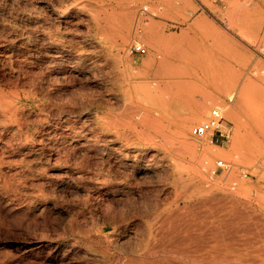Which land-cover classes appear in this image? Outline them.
I'll return each mask as SVG.
<instances>
[{
  "label": "rangeland",
  "instance_id": "obj_1",
  "mask_svg": "<svg viewBox=\"0 0 264 264\" xmlns=\"http://www.w3.org/2000/svg\"><path fill=\"white\" fill-rule=\"evenodd\" d=\"M0 97V264H264V0H0Z\"/></svg>",
  "mask_w": 264,
  "mask_h": 264
},
{
  "label": "bare ground",
  "instance_id": "obj_2",
  "mask_svg": "<svg viewBox=\"0 0 264 264\" xmlns=\"http://www.w3.org/2000/svg\"><path fill=\"white\" fill-rule=\"evenodd\" d=\"M107 25V24H106ZM100 27V26H99ZM106 27V26H105ZM113 29H114V27H113ZM116 30V29H115ZM119 31V30H118ZM121 31V30H120ZM111 36V35H110ZM110 39H111V37H110ZM160 62V61H159ZM78 65V64H77ZM158 65V64H157ZM165 66H166V64H165ZM178 67V66H177ZM73 68V67H72ZM92 68H94V67H92ZM168 69H170L169 67H168ZM70 72L72 73V75L74 76V77H79L80 75H91V74H93L92 73V70H91V68H88V67H85V66H76L75 68H73L72 70H70ZM113 72V71H112ZM117 74V73H116ZM178 73H176V72H174L172 75H173V78H171L167 83H166V86H164V88H163V91L165 92V93H167L168 95H167V99H166V103H169V104H171V105H179L182 101H183V98H184V92L186 91V89H185V86L183 85V83H182V80L183 79H181V78H178V76H176ZM94 75V74H93ZM115 76V75H114ZM118 76V75H117ZM115 78H116V76H115ZM1 98V97H0ZM204 101H205V103L206 104H214L215 102H216V98L215 97H213V96H208V97H206L205 99H204ZM16 107V106H15ZM27 111V110H26ZM11 112V111H10ZM17 112V111H16ZM200 113V112H199ZM201 114V113H200ZM15 115V114H14ZM13 116V115H12ZM17 117V116H16ZM32 117V116H31ZM35 117V116H34ZM1 118V117H0ZM12 119H13V117H12ZM3 120V119H2ZM15 120H17V119H15L14 118V121ZM20 122V121H19ZM111 122V121H110ZM159 121H158V119H155V118H152L151 116H146L145 117V119L142 121V124H141V126L139 127V128H137L136 130H134V134H133V140L131 139V138H129V137H127V138H125L124 139V142L122 143V146L123 147H125L126 149H128L127 147H130V146H133L136 150H135V152L137 153V154H139V155H141V156H143L144 154H143V152L144 151H146L147 149H145L144 147L145 146H147V145H150V144H153V145H155L156 143H153L154 142V139L156 138V137H159V136H165V135H163V133L162 132H156L155 134H157V136H154L153 135V132H154V130H155V128H156V125H157V123H158ZM169 124H166V125H164V130L165 131H171V127H172V121H167ZM8 126V125H7ZM19 127V126H18ZM2 128V127H1ZM11 128V127H10ZM14 128V127H13ZM18 129V128H17ZM16 130V129H15ZM6 131H7V129H6ZM179 130H177V132H178ZM16 132H19V131H16ZM176 132V133H177ZM179 133H181V132H179ZM30 136V135H29ZM126 137V136H125ZM163 139V138H162ZM169 143V146H170V142H168ZM157 144H159V143H157ZM163 147V146H162ZM163 148H165V147H163ZM115 150V149H114ZM149 150V149H148ZM166 151V150H165ZM111 153V152H110ZM135 153V154H136ZM134 154V152L132 153V155ZM153 154V153H152ZM131 155V156H132ZM105 156V155H104ZM111 156V155H110ZM118 156V155H117ZM106 157V156H105ZM144 157V156H143ZM150 157H151V155H150ZM102 158H103V156H102ZM109 158V157H108ZM115 159V162H120V160H118V158L116 159V158H114ZM120 159V158H119ZM137 159H138V157L137 156H133V162L136 164V162H137ZM150 159V158H149ZM154 159V158H153ZM152 159V160H153ZM106 160V159H105ZM111 160H113V159H111ZM203 160V159H202ZM114 161V160H113ZM164 162H165V160H163ZM206 161H208V160H206ZM98 162V161H97ZM110 162V161H109ZM125 162V161H124ZM147 162H148V160H147ZM205 162V161H204ZM106 163V162H105ZM129 163H131V162H129ZM129 163L127 164V165H129ZM150 163V162H149ZM175 163V162H174ZM122 163H120L119 165H121ZM143 164V163H142ZM146 164V163H145ZM163 164V163H162ZM165 164V163H164ZM176 164V163H175ZM73 165V164H72ZM110 165V164H109ZM133 165V164H132ZM107 167H109L108 165H106ZM126 166V165H125ZM145 166V165H144ZM195 166V165H194ZM113 167V166H112ZM124 167V166H123ZM117 168V167H116ZM129 168V167H128ZM132 168V167H131ZM130 168V169H131ZM109 170L111 169V167H109L108 168ZM119 170H120V168H119ZM119 170H118V168H117V172H119ZM124 170H126V169H124ZM140 170H144L145 172L146 171H150L151 169L149 168V169H140ZM161 170V169H160ZM198 170H199V168H198ZM121 171V170H120ZM133 171L131 170V172L130 173H132ZM113 173V172H112ZM115 173H116V171H115ZM122 173H124V174H126V175H130V174H127V170H126V173H125V171H123L122 170ZM148 173V172H147ZM118 175H122V174H120V173H117ZM138 174V173H137ZM160 174V173H159ZM117 175V176H118ZM178 175H180V174H178ZM150 176V175H149ZM149 176H148V178H149ZM153 176V175H152ZM152 176H150V177H152ZM176 176V175H175ZM94 177V176H93ZM131 177V176H130ZM139 177V176H138ZM144 177V176H143ZM154 177V176H153ZM152 177V178H153ZM115 178V177H114ZM118 178V177H117ZM133 177H131V179H132ZM135 178V177H134ZM166 178V177H165ZM174 178H176V177H174ZM108 179V178H107ZM106 179V180H107ZM120 179V178H119ZM118 179V180H119ZM135 179H137V178H135ZM140 179V178H139ZM156 179V178H155ZM178 179V178H177ZM71 180V179H70ZM113 180H116V179H113ZM133 180V179H132ZM131 180V181H132ZM161 180V179H160ZM105 182V181H104ZM134 182V181H133ZM135 182H136V180H135ZM176 182V181H175ZM69 183V182H68ZM106 183V182H105ZM123 184V183H122ZM134 184V183H133ZM143 185H144V183H142ZM120 185V184H119ZM126 185V184H125ZM130 185V184H129ZM133 186V185H132ZM135 186V185H134ZM162 186V185H161ZM160 186V187H161ZM69 187V186H68ZM127 187H129L128 185H127ZM137 187V186H136ZM140 187H141V185H140ZM70 188V187H69ZM72 188V187H71ZM123 188V187H122ZM143 188V187H142ZM142 188H141V191H144L145 192V190H142ZM118 189V188H117ZM125 189V188H124ZM124 189H122V190H124ZM140 190V189H139ZM166 190V189H165ZM111 191V190H110ZM129 191V190H128ZM131 191V190H130ZM132 191H135V190H132ZM164 191V190H163ZM126 192V191H125ZM125 192H124V194H125ZM137 192V191H136ZM108 194H109V192H108ZM129 194H130V192H129ZM134 194H135V192H134ZM110 195V194H109ZM113 196V195H112ZM125 196V195H124ZM134 196V195H133ZM137 197V196H136ZM111 198V197H110ZM113 198V197H112ZM119 198V197H118ZM115 199L116 201H118L119 199ZM126 198V197H125ZM114 199V198H113ZM139 198H137V200H138ZM112 201H114V200H112ZM139 201H140V199H139ZM139 203V202H138ZM142 203V202H141ZM160 203V202H159ZM124 204V203H123ZM156 204V203H155ZM138 205V204H137ZM42 209V208H41ZM30 210V209H29ZM36 217V216H35ZM150 219V218H149ZM158 219V218H157ZM27 222V221H26ZM141 224V223H140ZM163 226H164V224H161L160 225V227H157L156 229H155V232L157 231V232H159L160 231V233H158L157 234V236H160V234H161V232H162V229H163ZM136 230H138V229H136ZM229 230V229H228ZM140 231V230H139ZM154 232V231H153ZM151 233V232H150ZM228 234V233H227ZM142 236H144V235H142ZM157 236H154V239L153 240H155V241H157L158 240V238H157ZM164 237V236H163ZM163 237H160L159 238V240L160 241H162L163 240ZM126 240V239H125ZM155 247V246H154ZM156 248V247H155ZM160 249V248H159ZM35 250H36V248H35ZM145 257V256H144ZM146 258V257H145ZM149 260H151V259H149ZM212 260V259H211ZM151 263V262H150Z\"/></svg>",
  "mask_w": 264,
  "mask_h": 264
},
{
  "label": "built area",
  "instance_id": "obj_3",
  "mask_svg": "<svg viewBox=\"0 0 264 264\" xmlns=\"http://www.w3.org/2000/svg\"><path fill=\"white\" fill-rule=\"evenodd\" d=\"M132 51L138 54H145L146 52V50L140 45L135 46ZM223 120L224 116L222 111L219 108H215L211 110L209 117L205 121L192 128L191 136L208 137L217 131ZM219 165L223 166V162L220 161Z\"/></svg>",
  "mask_w": 264,
  "mask_h": 264
}]
</instances>
